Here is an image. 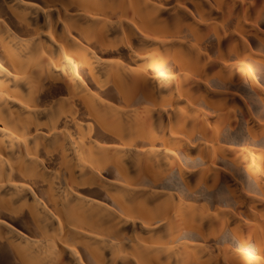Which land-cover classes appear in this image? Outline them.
I'll use <instances>...</instances> for the list:
<instances>
[{
	"label": "bare ground",
	"instance_id": "obj_1",
	"mask_svg": "<svg viewBox=\"0 0 264 264\" xmlns=\"http://www.w3.org/2000/svg\"><path fill=\"white\" fill-rule=\"evenodd\" d=\"M0 264H264V0H0Z\"/></svg>",
	"mask_w": 264,
	"mask_h": 264
}]
</instances>
